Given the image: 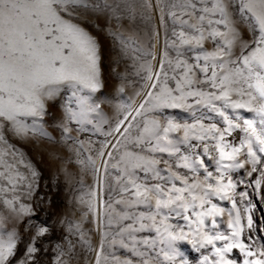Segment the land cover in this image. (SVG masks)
Segmentation results:
<instances>
[{"label":"snow or ice","instance_id":"obj_1","mask_svg":"<svg viewBox=\"0 0 264 264\" xmlns=\"http://www.w3.org/2000/svg\"><path fill=\"white\" fill-rule=\"evenodd\" d=\"M108 7L107 4L102 7L99 3H89V0H0V120L6 122L17 137H24L29 131L21 118L42 119L46 114L45 102L54 98L65 84L74 89L73 95L77 98V110L66 109L65 121L58 125L63 128L65 136L69 131L67 122L79 123L89 113H99V104L90 103L88 96L78 95L80 89L96 92L102 88L99 45L82 24L99 29L100 17L104 8ZM185 7L192 9L193 13L199 11V16L195 24L181 21L190 27L192 34L184 31L174 33L179 41L176 53L181 56V47L188 46L193 51L198 49L201 55L193 57L197 61L194 64L183 59L175 61L173 71L181 72L179 77L174 74L171 78L175 81V88L168 85L167 72L163 71V57L158 71L153 70L151 63L143 65L147 82L151 85L143 100L151 101L153 108L189 110L193 122L177 123L169 119L162 124L159 120L145 119L143 126L137 129L139 135L135 144L139 147L147 143L149 147L144 151L151 155L125 151L121 161L130 177L136 170H142L171 183V187L165 190L160 184L146 186L134 179L129 180L133 195L138 198L134 202L149 206L154 202L152 215H142L139 219H150L161 242L173 252L176 242L188 240L194 247L212 246L216 259L203 257L200 264H236L226 258V254L233 249L240 250L244 256L243 264H264V252L258 254L242 242L244 225L238 211L235 218L229 213L228 235H213L206 230V218L212 217L215 226L214 217L223 212L222 208L212 203L213 197L221 201L231 200L233 209L236 208V184L227 173L250 165L248 175L251 176L257 171L258 163L264 161V0H239L238 3L236 0H211L210 7L197 9L195 3ZM205 21L207 27L204 26ZM105 31L113 35L110 29ZM206 40L216 45L213 51H204ZM201 60L203 66L199 63ZM168 63L171 66L172 61ZM195 70L199 71L202 79L196 78ZM209 72L211 75H208ZM162 74L164 80L160 79ZM153 77L156 79L153 80ZM117 91L123 92L124 89L120 87ZM190 99L193 103H188ZM144 108L141 102L139 107H130L129 111L139 115ZM200 108L206 112L197 117L193 109ZM240 110L250 113L251 118L242 116ZM216 118L222 120V128L211 122ZM204 120L209 123H204ZM131 123L127 114L117 121L113 130L117 144L111 145V148L118 147L121 137L128 139ZM234 130L242 133L238 145L229 144L226 140ZM40 135L46 136L47 133L41 130ZM200 145H203L202 150ZM156 153L175 158L177 163L174 167L177 170L173 171V165L168 160L154 158ZM100 155L103 156V151ZM201 155L214 160L216 177L205 168ZM242 156L245 158L241 159ZM161 163L166 166V177L160 174ZM201 168L204 169L202 180L196 175ZM181 169L193 175L182 176ZM31 175L35 177L37 173L31 171ZM261 175L264 176V169ZM177 182L181 187L176 186ZM255 183L260 186L259 179ZM245 196L246 193H240L241 199ZM14 202L15 198L5 200L4 204L18 216L31 211L23 204L17 210ZM172 206L183 209L188 232L173 229L166 223L167 217L161 215L163 210ZM89 207L91 209V205ZM247 224L249 228L252 226L250 217ZM140 227L147 225L141 223ZM46 231L44 227L39 228L32 237L33 242L27 245L25 259L20 264H30L37 251L34 242ZM16 240L15 230L5 231L0 238V264H12ZM216 241L223 242V247H217ZM165 259L174 264L176 256L165 253ZM143 264H149V261L145 260ZM182 264L188 262L183 261Z\"/></svg>","mask_w":264,"mask_h":264},{"label":"rangeland","instance_id":"obj_2","mask_svg":"<svg viewBox=\"0 0 264 264\" xmlns=\"http://www.w3.org/2000/svg\"><path fill=\"white\" fill-rule=\"evenodd\" d=\"M89 3L109 6L103 10L99 29L82 24L99 45V79L102 88L96 92L80 89L78 95L88 96L90 103L99 104V113L91 112L79 123L67 122L69 131L65 136L63 128L58 125L65 121L66 109L77 110L74 89L65 84L54 98L45 102L46 114L42 119L21 118L29 128L26 136L17 137L9 130L10 126L0 120V238L5 231H16L17 247L12 264H20L25 259L27 245L33 242L32 237L41 227L47 231L34 242L37 251L30 264H125L126 261L129 264H143L145 260L149 264H173V261L165 259V253L176 256L174 264H182L183 261L200 264L203 257L214 260L216 257L211 245L194 247L188 240L176 242L173 252L161 242L150 219H139L142 215H152L154 202L151 206L134 202L138 198L133 195L129 180L134 179L136 183L146 186L160 184L165 190L171 187V183L154 178V173L142 170H136L130 177L121 161L125 151L151 155L144 151L149 147L147 143L139 147L135 144L139 135L137 129L143 126L145 119L159 120L162 124L169 119L177 123L193 122L189 110L153 108L151 101L143 100L151 85L147 82V72L142 66L151 63L153 70L158 71L163 57V71L167 72L168 85L175 88V81L171 78L174 74L177 77L181 74L179 70L173 71L175 61L183 59L194 64L197 61L193 57L201 55L198 49L193 51L188 46L181 47V56L178 57L176 53L179 41L174 33L184 31L188 35L192 34L190 27L181 21L195 24L199 16V11L193 13L185 5L195 3L197 9L210 7L211 0H89ZM169 13L172 15L169 16ZM204 26L207 27L206 21ZM105 29H110L113 35H108ZM220 30L223 31V28ZM203 47L205 52H210L216 45L206 40ZM168 61H172L171 66ZM199 63L203 66L204 62L201 60ZM195 71L196 78L202 79L199 71ZM160 79L164 80L163 74ZM120 87H123V92L117 91ZM141 102L145 106L141 114L129 111L130 107H139ZM188 103L193 101L190 99ZM193 111L197 117L206 112L203 108ZM125 114L132 121L131 131L128 139L121 137L118 147L113 149L111 145L117 144L113 130ZM240 114L251 118V114L243 110H240ZM203 122L209 123L208 120ZM211 122L223 127L220 118ZM41 130L47 135H40ZM241 135L239 130H234L226 140L229 144L238 145ZM200 148L202 150L203 145ZM101 151L103 156L100 155ZM154 158L168 160L173 165V171L177 170L174 167L177 163L175 158L160 153H156ZM201 158L208 172L216 177L214 160L205 155H201ZM165 167L163 163L159 165L161 176L166 177L168 173L164 171ZM262 169L264 161L258 163L257 171L251 176L248 175L250 165L230 170L227 176L236 184V208L233 209L231 200L221 201L213 197L212 203L222 208L223 212L214 217L215 226L212 217L206 218V230L210 234L228 235L229 213L235 218L238 211L244 225L242 242L258 254L264 252ZM31 171H35L37 176L33 177ZM179 172L182 176L193 175L183 169ZM196 175L202 180L204 169L201 168ZM258 179L259 187L255 183ZM176 186L181 187L179 182ZM241 192L246 193L244 199L240 197ZM13 198L17 210L23 204L31 211L19 216L12 212L4 201ZM245 209L248 211L245 212ZM161 215L167 217L166 223L172 225L173 229L189 231L182 208L172 206L171 209L163 210ZM188 215L191 216L190 211ZM249 217L252 220L250 228L247 224ZM141 223L147 227L141 228ZM215 243L217 247H223V242ZM226 258L236 264H243L244 260L239 249L227 253Z\"/></svg>","mask_w":264,"mask_h":264}]
</instances>
